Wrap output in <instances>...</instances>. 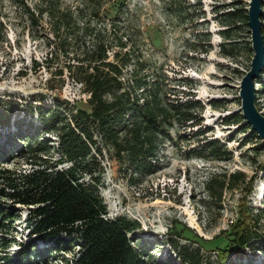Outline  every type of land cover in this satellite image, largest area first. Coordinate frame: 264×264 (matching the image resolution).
<instances>
[{
    "label": "rangeland",
    "instance_id": "374dc122",
    "mask_svg": "<svg viewBox=\"0 0 264 264\" xmlns=\"http://www.w3.org/2000/svg\"><path fill=\"white\" fill-rule=\"evenodd\" d=\"M248 1L238 0L232 6L231 0H0V98L26 106L39 104L33 100L43 96L41 104L49 106L58 97L69 107L88 110L89 94L77 78L79 67L86 69L88 49L99 41L107 61L120 67L124 90L140 94L136 85L145 83L158 93L164 107L185 100L202 107L194 112L196 120L185 124L170 120L169 137L162 138L151 160V174L135 172L117 160L111 148H103L100 195L107 218L124 216L139 222L140 237L154 259L181 264L168 244L172 240L198 264H264V250L249 248L242 254L230 244L239 224L256 231L264 246V143L232 122L241 115L238 87L253 55L245 48H250V33L242 23L236 24L240 26L231 40L221 37V31L231 26L226 13L247 8ZM41 4L57 7L53 27L47 15L37 16ZM23 5L35 22H30ZM69 11L76 24L57 30L58 17ZM84 25L92 33L85 34ZM232 42H237L235 56H224L220 44L226 43L228 50ZM261 88L255 85L256 108L264 115ZM24 116L23 107L15 119ZM12 123L0 130L2 136L17 131ZM47 136L56 140L53 134ZM207 139L224 146L228 154L223 160L194 156ZM40 155L55 157L52 150ZM27 158L2 168L15 173L28 170ZM233 174L237 178L231 181L232 189H225L218 201L211 199L206 182ZM0 210H14L18 219L10 234L0 232V244H10L5 252L0 250V264H5L30 239L26 208L0 198ZM222 250L228 252L225 260L217 253ZM49 264L64 263L51 259Z\"/></svg>",
    "mask_w": 264,
    "mask_h": 264
},
{
    "label": "trees",
    "instance_id": "16d2710c",
    "mask_svg": "<svg viewBox=\"0 0 264 264\" xmlns=\"http://www.w3.org/2000/svg\"><path fill=\"white\" fill-rule=\"evenodd\" d=\"M231 1L232 6L238 2ZM24 8L30 22H35L34 14ZM36 10L39 18L45 14L49 20L58 12L53 4H41ZM58 19L57 30H68L72 23L76 24L70 11ZM260 20L264 45L263 7ZM226 21L231 26L221 31L224 42L232 39L233 30L240 26L236 24L247 26V12L242 6L234 8L226 13ZM76 31L79 32V28ZM83 31L92 33L93 29L84 25ZM232 43L235 44L228 50L224 49L226 43L220 44L224 56H235L237 42ZM245 48L251 50V47ZM50 55L52 57V53ZM44 60L48 62L47 55ZM107 60L103 44L95 41L84 59L86 69L79 67L82 71L77 81L89 94L88 110L69 107V103L58 97H53L49 106L41 104L45 100L43 96L33 100L39 104L26 106L0 98V130L8 129L11 120L17 128L14 134L2 136L0 133V198L27 209L25 228L30 239L19 245L10 258L12 261L6 258L5 264H49L51 259L64 264H174L152 258L140 237L139 222L124 216L107 218L100 195L103 148H111L117 160L126 162L135 172L151 174L154 170L151 160L162 138L169 137L170 120L181 124L196 120L194 112L202 107L197 101L190 100L164 107L158 93L149 91L145 83L136 85L140 94H132L123 88L120 67ZM254 84L262 85L261 92L264 93V69ZM23 107L25 116L21 120L15 119L16 112ZM232 122L240 125L242 133L247 132L251 139H257L249 126L242 124L241 115H236ZM49 134L56 140L50 141L46 137ZM51 150L55 154L53 159L40 155ZM227 154L218 140L207 139L196 149L194 156L221 161ZM25 155L29 157L25 160L28 170L15 173L2 168ZM236 178L234 174L223 180L213 177L204 187L209 197L218 201L225 189H232L231 181ZM13 214L14 210H0V232L10 234L13 231L11 224L18 220ZM235 226L238 229L233 228L230 243L233 249L242 254L249 248L264 250L259 234L250 226ZM39 243L44 246L40 247ZM168 244L181 264H198L187 255L186 249L177 248L172 240H168ZM0 247L1 252H5L10 244L2 243ZM217 253L225 260L228 252ZM68 254L72 257L66 258Z\"/></svg>",
    "mask_w": 264,
    "mask_h": 264
},
{
    "label": "water",
    "instance_id": "95a60500",
    "mask_svg": "<svg viewBox=\"0 0 264 264\" xmlns=\"http://www.w3.org/2000/svg\"><path fill=\"white\" fill-rule=\"evenodd\" d=\"M263 0H249L245 8L247 12V26L250 33V44L253 56L250 61L249 70L245 72L239 83V99L241 102L240 112L243 124L249 126V131L264 143V115L255 107V84L264 69V45L261 35Z\"/></svg>",
    "mask_w": 264,
    "mask_h": 264
}]
</instances>
